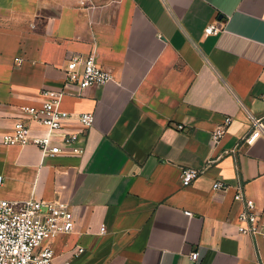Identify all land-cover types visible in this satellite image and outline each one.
Returning a JSON list of instances; mask_svg holds the SVG:
<instances>
[{"label": "crops", "instance_id": "0c3cea01", "mask_svg": "<svg viewBox=\"0 0 264 264\" xmlns=\"http://www.w3.org/2000/svg\"><path fill=\"white\" fill-rule=\"evenodd\" d=\"M74 54L111 74L61 98L93 113L84 132L66 123L82 152L2 143L22 107L66 87ZM253 118L264 125V0H0V198L68 204L74 228L49 241L52 264H264L233 199L240 187L264 206V137L243 142ZM184 168L200 171L187 186Z\"/></svg>", "mask_w": 264, "mask_h": 264}, {"label": "built area", "instance_id": "2783aa9c", "mask_svg": "<svg viewBox=\"0 0 264 264\" xmlns=\"http://www.w3.org/2000/svg\"><path fill=\"white\" fill-rule=\"evenodd\" d=\"M218 30L213 24L204 28L205 33H217ZM64 73L66 87L59 91L43 90L41 95L44 101L41 105L22 107L26 118L13 123L12 129L3 135L2 143L32 144L38 147L42 155L50 156L82 152L83 148L78 143L85 129L92 126L93 113H71L62 108L61 98L69 93L65 91L68 86L73 87L75 95H79L84 89L104 85L111 79V74L96 62L93 54L70 56L66 60ZM70 120L77 121L83 127V132L69 130L66 123ZM231 122L232 117L225 116L222 123L211 130L210 138L214 143H218ZM262 136V120L253 118L251 129L243 137V142L252 144ZM199 175L197 169H182L181 185H189ZM224 187L219 180L212 184L214 190ZM233 199L241 205L236 215L238 233L249 236L257 249L259 242L264 248V206L258 207L244 195L240 187L236 188ZM73 228V212L67 203L33 197L22 200L0 198V264H52L55 253L49 241L70 233ZM82 252L81 246H74V256ZM197 256V251L190 253L192 260H196Z\"/></svg>", "mask_w": 264, "mask_h": 264}]
</instances>
